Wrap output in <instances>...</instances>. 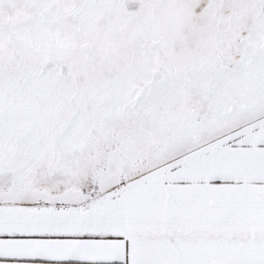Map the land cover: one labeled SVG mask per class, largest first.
<instances>
[{"label": "snow or ice", "instance_id": "6c2138e0", "mask_svg": "<svg viewBox=\"0 0 264 264\" xmlns=\"http://www.w3.org/2000/svg\"><path fill=\"white\" fill-rule=\"evenodd\" d=\"M0 264H264V0H0Z\"/></svg>", "mask_w": 264, "mask_h": 264}]
</instances>
